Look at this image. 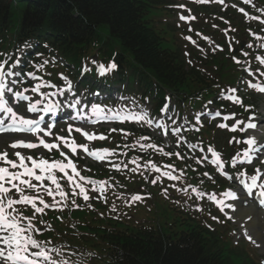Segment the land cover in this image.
<instances>
[{"label": "snow or ice", "instance_id": "obj_1", "mask_svg": "<svg viewBox=\"0 0 264 264\" xmlns=\"http://www.w3.org/2000/svg\"><path fill=\"white\" fill-rule=\"evenodd\" d=\"M196 2L207 3L217 2L224 3V0H196ZM245 5L252 4V0H243ZM236 5H233L235 7ZM254 6V5H253ZM178 7L183 8V5ZM239 11L245 16L246 19L252 21H258L264 26V9H257L262 15H250L244 8H239ZM195 19V17L180 16V20ZM227 23V22H226ZM215 27V25H214ZM235 31V29H232ZM264 31V27L261 28ZM250 36L254 37L258 43L257 49H264V36L257 35L256 32L249 29ZM225 35L227 31L225 30ZM186 39L191 40V37ZM205 39H208L205 37ZM193 43H195L193 41ZM248 49L253 48V44L247 41L244 42ZM28 47V45H26ZM220 51H223L219 45L215 46ZM229 48L232 50L231 59L235 64L241 67V69L251 78L254 75L252 65L248 61L250 53L248 51H242L241 49H232L231 43ZM215 50V49H214ZM23 50L20 51V56H23ZM37 55H42L38 53ZM20 56H6L5 59L0 60V114H3L5 119H0V134L17 132L24 133L26 135L19 139H14L12 143L8 145L13 151V157H9L7 149L0 151V264H75L72 257L76 254L73 250L61 249L56 247H50V241H40L36 236L41 232V229L36 226L34 221L37 216H43L45 210L52 209L57 211H63L68 208L67 203L69 193L65 192L59 179L56 175L57 172L62 174V178L66 179V182L71 186L72 197L80 196L87 202L90 200L88 189L85 184L93 185L92 191H98L101 195L98 197L106 201V196L103 194L106 192L107 182L93 180L90 177L81 175L76 163L71 158L83 153L85 157H90L95 161L103 162L110 156L114 155V152L108 149H89L88 144H77L74 139L71 138L73 132L79 133L86 141L104 140L107 136L104 134H97L95 132H89L83 127H74L73 124H69L67 128L68 136H55L52 142H48L44 137H52L54 135V124L45 120V116L41 115L39 118L29 117L28 113H39L55 115L61 108V101H54L52 98L57 96H66V93L73 91L72 82L64 76L59 74L60 79L63 81L66 87H60L56 84L45 80L42 76H37L34 72H27L26 76L34 81V86L31 87L30 92L33 95H25L29 92V88L25 87L23 91L18 90L15 86L18 83H22L19 80L20 72L17 71L18 66L21 64ZM244 57L245 59H240ZM252 60L258 62L256 71L259 72L261 77H264V53H258L252 56ZM53 63L50 60H43L40 64L34 65L35 68L43 70L45 65ZM95 63V62H93ZM115 63H110L105 66L104 64L97 65V72L103 76L108 72L116 69ZM89 69L85 68L84 71ZM50 75V74H49ZM16 77L17 79H12ZM243 81V77L241 78ZM247 87L264 94V82L255 83L251 79L245 82ZM43 89H55V91H43ZM227 92L233 93L228 95L222 91L218 99L224 101H231L233 106H240L245 112H250L247 119L238 118V114L231 112L228 114H222L220 110H210L209 116L221 117L223 121H233L231 125L227 123H218L217 127L220 129H227L233 133L240 132L245 133L249 130H253L254 135L246 136L243 138H237L233 136L229 140V144L242 143L246 147L237 152L229 161H224L221 157V153L217 152L214 147L208 146L205 149H201V152H207L211 154V164L215 165L222 175L228 177L226 172V165L230 164L232 167H243L246 164L253 166V174L249 175L246 171L239 172L240 183L247 189L248 195L253 194L254 189H259L257 195L261 199V203H264V170L259 167H255L254 160L257 158L261 151H264V141L257 139V135H264V121H261L258 125L256 122L255 112L251 111V105H244L243 99L237 95L238 88H230ZM6 93H13L14 97L19 102H27L24 106V112L19 111V105L12 106L5 98ZM33 96L36 98L33 99ZM213 104V101H208V105ZM81 105V100L73 96V100L68 103V107L75 111V115L70 116V119L75 122L97 124L101 122H107L110 120H116L121 123L124 122H136L146 123L151 126L154 120L148 116L147 113L142 111L132 112L126 109H113L106 105L92 103L90 105V114L85 111L84 107H78ZM223 107V105H222ZM168 106L165 105L160 109L161 112H166ZM207 108V105L205 106ZM170 119V118H169ZM197 123H200V114L195 117ZM6 120L10 121L6 123ZM173 127L169 128L167 123H161L156 121V128L161 130L160 135L167 137L168 139H174L176 147H180L184 141L181 138V132L184 129V125L173 121ZM110 132H121L124 135H129L124 129L112 128ZM39 134H43L42 136ZM28 135L36 136V142H32L28 139ZM141 140H149L150 137L142 136ZM167 142V141H166ZM141 150L154 149L166 156H176L178 159H187L179 151L165 152L163 147H158L155 143L140 144ZM196 144H188L189 149H195ZM42 148L48 153L56 150L60 153L62 159L49 160L41 155L39 158L33 156H26L22 154L19 149H38ZM208 160L207 156H201L196 160L197 164H201ZM136 165L132 169L133 172H137L140 169V165L137 159L131 161ZM264 164V160L261 161ZM116 170H121L119 164L112 165ZM124 167H127L125 165ZM154 173H158L155 179H151V183L156 184L162 178H167L170 181H177L180 176L174 175L175 171L173 165H165L167 170H161L155 163L149 162L145 165ZM69 170L71 174H69ZM204 176H208L207 172L203 173ZM50 183H45V182ZM98 185V188L96 187ZM54 186V187H53ZM176 187V185H173ZM181 192L186 191L181 187L178 189ZM195 192L196 189H193ZM31 193V194H29ZM45 195L51 198V203L45 200ZM165 195H167V189H165ZM197 195H201L197 193ZM224 197L235 200L237 195L235 192L229 190L222 194ZM59 197V199H57ZM132 202L142 201L144 199L141 195H132L130 197ZM211 201H214L217 206H220L223 211L224 201L217 200L215 195L209 197ZM72 206L79 208L80 205L75 203V199L72 200ZM91 207V205H89ZM231 207V205H228ZM30 208L32 210L31 216H25L23 210ZM200 210V209H198ZM112 211H116L113 206ZM213 219H216L213 217ZM43 223V221H41ZM247 235V234H246ZM247 239L255 244L251 236H247ZM258 247L261 245H257ZM53 253L56 256H53ZM264 264V261H262Z\"/></svg>", "mask_w": 264, "mask_h": 264}, {"label": "trees", "instance_id": "obj_2", "mask_svg": "<svg viewBox=\"0 0 264 264\" xmlns=\"http://www.w3.org/2000/svg\"><path fill=\"white\" fill-rule=\"evenodd\" d=\"M156 1L53 0L49 10L57 8L61 22L48 25L65 33L68 42L77 45L78 40L90 36L85 32L78 33L77 25L67 17L69 11L66 8L72 11L78 9L82 14L79 27L89 29L95 37L105 35L103 44L89 41V47L100 48L104 55L110 57L115 52L120 54V42L125 40L128 45H124V52L129 54L124 60L129 61L133 56L139 69L156 78L165 90L172 89L179 95L184 94L182 91L187 95L200 93L205 89L207 80L197 71L185 72L179 49L166 46L165 39L162 41L153 27L151 17L154 18L159 10ZM14 9L11 8L10 12L16 18L20 10ZM6 13L7 9L1 7L0 32L4 29ZM93 26H103L105 31L96 34L92 31ZM161 32L164 37L166 30ZM8 42L4 47L8 46ZM159 217L164 219L163 224L150 227L118 222L90 226V223L83 222L84 233L80 239L102 253L99 260L94 258L93 264H229L225 257L231 254L227 251L232 244L224 241L218 232L209 230L197 217L166 207H163Z\"/></svg>", "mask_w": 264, "mask_h": 264}, {"label": "rangeland", "instance_id": "obj_3", "mask_svg": "<svg viewBox=\"0 0 264 264\" xmlns=\"http://www.w3.org/2000/svg\"><path fill=\"white\" fill-rule=\"evenodd\" d=\"M189 2L190 3H193V4H190ZM189 2H187L185 5H183L184 6L183 9H181V12L182 13L190 14V13L195 12L197 6L200 4V2H196V1H193V2L189 1ZM207 3H212V2H207ZM252 4L254 5L253 6L254 8L258 9L257 6H256V4H255V2H252ZM210 9H215V7H210ZM177 20H178V22H180L179 19H177ZM177 20H176V17H174L172 19V21L175 23L176 29H178L177 30L178 35L181 36V38L178 36L179 41H180L183 49L185 50V52H189V50L191 48V45L185 43V37H184V35L188 34V32L191 30V24L186 25L188 27L187 28L186 26H183L184 25L183 23H180L181 27H178L176 25ZM166 141H169V139H167ZM169 142H171V141H169ZM4 144L8 145V141H4ZM106 195H107L106 201L109 202V203H112L114 201V198L119 197V192L116 189H113L112 187H108V188H106ZM126 201H127L126 199L123 200V202H126ZM128 203H130V202H128ZM128 211H130V210H128ZM81 215H83L82 212H81ZM135 217L137 219H140V216L137 215V214L135 215ZM233 223H235V225L232 224L233 225V231L230 234L231 240L232 241H235L236 243H241V246H247L248 244L245 243L244 237H246V234L247 233H249L247 235H251L252 234L251 231H254V229L249 228L242 221H236V219L234 217H233ZM245 225L248 228L247 231H246ZM259 251H261L262 253H260ZM247 252H248L249 256L252 254L253 257H255V255H257V252H259L264 257V253H263L262 249H258L257 251L247 250ZM261 260L262 259H259L258 258L256 261L258 263H260Z\"/></svg>", "mask_w": 264, "mask_h": 264}, {"label": "bare ground", "instance_id": "obj_4", "mask_svg": "<svg viewBox=\"0 0 264 264\" xmlns=\"http://www.w3.org/2000/svg\"><path fill=\"white\" fill-rule=\"evenodd\" d=\"M262 211H258L254 205L248 203V205L243 206L241 203L238 204L236 209V216L238 218L246 219L249 228L254 229V233L258 236L257 229L262 228L264 230V216ZM260 234V231H259Z\"/></svg>", "mask_w": 264, "mask_h": 264}]
</instances>
